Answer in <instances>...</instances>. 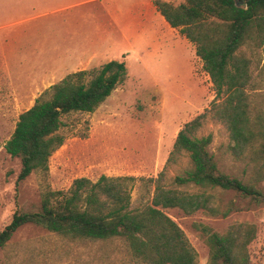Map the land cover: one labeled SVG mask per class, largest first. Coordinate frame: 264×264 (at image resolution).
<instances>
[{"label": "rangeland", "instance_id": "rangeland-1", "mask_svg": "<svg viewBox=\"0 0 264 264\" xmlns=\"http://www.w3.org/2000/svg\"><path fill=\"white\" fill-rule=\"evenodd\" d=\"M151 1L149 7L139 4L115 6L113 9L120 26L109 21L101 7L84 10L87 31L101 24L102 31L107 30L110 38L112 34L116 35V40H110L109 45L103 48L107 50V58L96 61L92 68L85 70L100 69L109 62L110 56H116L113 60L126 62L128 75L95 112H74L62 117L60 132L66 140L51 157L47 174L34 171L18 182L21 160L11 157L5 150V144L15 130L19 115L31 108L52 85L27 84L32 81L26 78L30 71L0 70V73L9 74L13 82L20 80L18 94L13 96L7 91L9 86L0 78V232L16 212L39 211L47 191H66L77 178L86 177L93 181L102 175L156 178L164 170L184 124L210 110L214 101H223V97L216 98L211 78L204 70L195 46L178 29L163 22L165 19L154 8V0ZM164 1L179 5L186 0ZM119 28L126 31V42ZM37 29L38 23L22 27V31L37 32ZM113 31H117L116 34ZM0 33L3 36L8 32ZM242 48L251 61V82L246 92L254 105L264 109V46L255 48L247 44ZM92 77L90 75L88 80ZM208 135L213 138L209 151L215 156L219 170L260 191L261 197L255 199L234 190L216 188L206 192L214 197L216 206L232 209L228 217H215L204 211L186 215L178 209L168 210L167 214L185 233L197 253L198 264H207L210 255L196 224L207 225L221 234L232 225H256L257 237L250 245L252 264H264V174L248 153L236 156L230 150L227 125L210 112L195 133L199 138ZM191 166L189 155L185 152L180 154L175 162L167 165V186L176 188L172 183L174 178ZM180 190L197 192L193 186ZM153 191L154 186L136 182L131 189V208L143 209L151 202ZM0 264L145 262L125 238L72 240L43 227L26 224L0 249Z\"/></svg>", "mask_w": 264, "mask_h": 264}, {"label": "trees", "instance_id": "trees-1", "mask_svg": "<svg viewBox=\"0 0 264 264\" xmlns=\"http://www.w3.org/2000/svg\"><path fill=\"white\" fill-rule=\"evenodd\" d=\"M241 1L246 8L237 6L236 0H186L179 5L154 0L166 22L195 46L216 98L223 97V101H214L210 110L184 124L164 170L156 178L102 175L93 181L82 177L66 191L50 189L39 211L14 214L0 232V249L22 226L34 224L72 240L125 238L145 264H198L196 251L167 211L178 209L186 215L204 211L226 218L232 209L216 206L214 197L206 191L220 188L261 197L260 191L219 170L209 151L212 135L195 136L212 113L229 129L230 150L236 156L248 153L264 174V109L254 105L246 92L251 82V61L242 48L247 44L264 46V0ZM90 75L93 77L88 80ZM127 75L126 62L121 60H111L100 69L70 73L21 113L5 144L6 152L21 160L18 182L34 171L49 172L51 157L66 140L60 132L64 115L95 112ZM183 152L189 155L192 166L174 178L176 188L168 187L167 165ZM136 182L154 186L151 202L143 209L131 208V189ZM191 186L197 192L180 190ZM195 227L209 248L207 264H252L250 245L257 237L256 225H232L223 234L201 223Z\"/></svg>", "mask_w": 264, "mask_h": 264}, {"label": "crops", "instance_id": "crops-1", "mask_svg": "<svg viewBox=\"0 0 264 264\" xmlns=\"http://www.w3.org/2000/svg\"><path fill=\"white\" fill-rule=\"evenodd\" d=\"M150 2L152 1L0 0V31L8 32L0 36V70L30 71L26 78L32 81L27 84L42 86L58 83L53 80L61 81L69 74L67 71L92 68L96 61L108 56L107 50L103 48L109 45L110 40L115 41L116 35L112 34L110 38L107 30L102 31L101 24H96L95 28L90 27L87 31L84 10L101 7L109 21L115 25L119 23L120 26L113 9L115 6L139 4L149 7ZM154 8L156 9L155 6ZM93 9L91 10L94 11ZM36 23L37 32L22 31V27ZM119 31L126 42V31L120 28ZM113 32L116 34L117 31ZM123 53L125 52L120 54ZM113 57L110 56L108 61L113 60ZM0 78L9 86L8 93L16 96L20 80L13 82L12 77L6 73H0Z\"/></svg>", "mask_w": 264, "mask_h": 264}, {"label": "water", "instance_id": "water-1", "mask_svg": "<svg viewBox=\"0 0 264 264\" xmlns=\"http://www.w3.org/2000/svg\"><path fill=\"white\" fill-rule=\"evenodd\" d=\"M237 6L246 8V3L242 2L241 0H236Z\"/></svg>", "mask_w": 264, "mask_h": 264}]
</instances>
